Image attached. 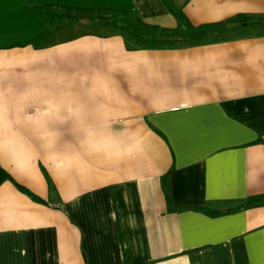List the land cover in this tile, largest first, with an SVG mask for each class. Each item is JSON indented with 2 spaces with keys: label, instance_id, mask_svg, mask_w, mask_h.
<instances>
[{
  "label": "crops",
  "instance_id": "crops-1",
  "mask_svg": "<svg viewBox=\"0 0 264 264\" xmlns=\"http://www.w3.org/2000/svg\"><path fill=\"white\" fill-rule=\"evenodd\" d=\"M167 1L252 20L171 46L69 19L37 39L48 5L175 28ZM0 163L60 197L0 186V264H264V204L227 211L264 194V0H0Z\"/></svg>",
  "mask_w": 264,
  "mask_h": 264
},
{
  "label": "trees",
  "instance_id": "trees-1",
  "mask_svg": "<svg viewBox=\"0 0 264 264\" xmlns=\"http://www.w3.org/2000/svg\"><path fill=\"white\" fill-rule=\"evenodd\" d=\"M169 9L175 14L178 26L175 28L162 27L145 22L141 17L136 15L129 9L116 8H75L65 5H48L45 8L51 12L53 19L49 27H47L39 36L40 40L43 36L49 34L52 27L61 25L62 19L92 21L93 13L98 12L101 15H106L108 18L104 21L105 24L116 27L130 35L138 46H151L160 44L161 46L174 45L177 42L195 43L209 34L225 33L236 29L239 26L247 25L251 20L248 14H238L226 20L194 25L183 10L175 9L170 2L167 1ZM58 13H62L58 15ZM50 189V198L44 199L25 185L17 182L12 174L7 171L0 163V186L5 181H13L16 186L24 193L31 196L38 202L51 203L59 200L58 190L53 180L47 175ZM264 204V194L250 196L244 203L236 208L228 209L227 211L242 210L253 206ZM198 210L208 212L207 207H198ZM222 210H215L212 213H223Z\"/></svg>",
  "mask_w": 264,
  "mask_h": 264
},
{
  "label": "rangeland",
  "instance_id": "rangeland-1",
  "mask_svg": "<svg viewBox=\"0 0 264 264\" xmlns=\"http://www.w3.org/2000/svg\"><path fill=\"white\" fill-rule=\"evenodd\" d=\"M91 16H92V19H91L92 21H90V22H91L92 25L87 27V29H89V30H97L98 31L99 29L102 30L104 28V27H101V25L102 26L108 25V24L104 23V21L106 20V18H108V16L101 15L98 12L93 13V15L91 14ZM107 29H109V28L105 27L103 29V31L107 30ZM70 31H72V30L70 29ZM58 33H61V31H59ZM126 34L128 35V33H126Z\"/></svg>",
  "mask_w": 264,
  "mask_h": 264
}]
</instances>
